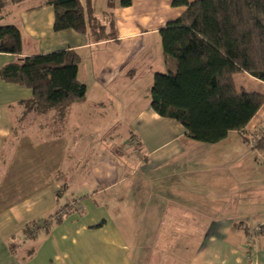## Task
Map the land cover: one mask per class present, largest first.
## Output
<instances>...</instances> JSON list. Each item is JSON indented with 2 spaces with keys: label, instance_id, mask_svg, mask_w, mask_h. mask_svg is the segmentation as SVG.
<instances>
[{
  "label": "crops",
  "instance_id": "crops-1",
  "mask_svg": "<svg viewBox=\"0 0 264 264\" xmlns=\"http://www.w3.org/2000/svg\"><path fill=\"white\" fill-rule=\"evenodd\" d=\"M30 1L6 5L0 24L17 26L22 56L75 50L86 96L62 117L56 110L24 116L18 101L31 90L0 79V264H264V150L249 139L264 127V103L243 130L215 143L191 139L150 107L154 74L174 66L159 30L184 7L93 0L96 17L107 25L109 13L116 34L96 41L72 29L55 32L53 8ZM14 58L0 52V67ZM232 79L237 89L264 94V82L246 72ZM131 136L140 143L133 165L114 154ZM129 199L133 210L143 209L140 228L135 214L104 212ZM73 202L77 210L65 214L63 205ZM88 202L96 205L89 212ZM45 218L48 232L24 231ZM138 232L148 239L134 251L145 247L143 263L125 256L124 239Z\"/></svg>",
  "mask_w": 264,
  "mask_h": 264
},
{
  "label": "trees",
  "instance_id": "trees-1",
  "mask_svg": "<svg viewBox=\"0 0 264 264\" xmlns=\"http://www.w3.org/2000/svg\"><path fill=\"white\" fill-rule=\"evenodd\" d=\"M21 1L24 0H0V12L9 3ZM92 1L40 0L36 6L53 8L55 32L72 29L96 41L115 38L110 14H106L108 24H103L94 14ZM108 3L112 6L113 0ZM171 3L184 10L159 34L164 57L174 66L154 74L149 89L150 107L158 115L178 121L191 139L215 143L229 131L243 130L264 103L263 93L237 89L232 79L234 73L246 72L264 82V0ZM119 4L129 6L131 0H119ZM0 52L15 55L14 60L0 67V79L31 90L29 97L18 101L24 116L56 110L62 117L68 105L84 100L86 85L77 76L79 55L75 50L22 56L19 29L5 23L0 24ZM130 139L140 149L138 140L133 136ZM254 148L264 150V127L257 133ZM119 150L122 147L114 151L116 156ZM62 208L65 214L77 210L67 203ZM59 221L57 216L55 222ZM49 222L47 218L33 221L24 231L29 236L40 229L48 232Z\"/></svg>",
  "mask_w": 264,
  "mask_h": 264
},
{
  "label": "rangeland",
  "instance_id": "rangeland-1",
  "mask_svg": "<svg viewBox=\"0 0 264 264\" xmlns=\"http://www.w3.org/2000/svg\"><path fill=\"white\" fill-rule=\"evenodd\" d=\"M29 2H31L30 0H29ZM39 2V0H33L32 1V3L34 4H36V3H38ZM100 5V2L99 1H96V8H98V6ZM97 14H98V16H100V14H99V12H97ZM49 126H46V128H48ZM101 127V126H100ZM102 128V127H101ZM119 128H122V127H119ZM124 128V127H123ZM42 136H43V138H44V135H45V132L43 133V134H41ZM252 138V137H251ZM255 137H253V139H251V141L253 140V143H255ZM252 142H250V144H251ZM127 144V143H126ZM254 145V144H253ZM252 145V146H253ZM93 147V146H92ZM125 149V150H124ZM123 150V151H122ZM122 150H119L118 151V153H121L122 155H123V158H124V160L125 161H127V162H129L130 163V165H133V164H136V157H137V154L138 153H136L137 151V148L135 147V145H134V143H133V145H131V146H125L124 145V148H122ZM129 151V152H128ZM125 153H127V154H125ZM136 153V154H135ZM139 154L141 155V153L139 152ZM93 155H96V154H93ZM119 161H121V159L120 158H117ZM121 166H123V165H121ZM89 186H90V183H89ZM203 188V187H202ZM23 192H25V193H31L32 191H23ZM87 192H91L89 189H87ZM11 194H13L14 196L17 194V191H12L11 192ZM69 195H71L70 193H66L63 197H62V200L63 199H66ZM128 201H130L131 203H132V200H128ZM75 202H76V200H75ZM69 205H77V203H74L73 202V204H69ZM84 205L86 206V210H87V212H89V211H91L92 209L91 208H93L94 207V204H91L90 202H88V204L87 203H84ZM134 205H133V203L132 204H130L129 202H127V204L126 205H121V206H119V204L118 203H115V202H111V203H109V205H107V206H103V207H105L104 208V212L105 213H107V214H119V213H122V215H125V219H127L128 218V216L130 215V214H135V218H138V221H137V227L138 228H140V226L142 225L143 226V224H142V222L140 221L141 220V218H140V215L141 214H143L144 212H143V209H137L136 207H134V210H133V207ZM95 207H96V205H95ZM94 207V208H95ZM98 207H100V206H98ZM93 208V209H94ZM100 208H102V207H100ZM100 208H97V209H99L100 210ZM133 212V213H132ZM134 216V215H133ZM130 225V221H125L124 222V225ZM33 227V226H32ZM261 229H263L264 230V225L263 226H261L260 227V230ZM138 234V237H136L135 239L134 238H129V237H127L126 239H124V241L123 242H126V246H127V252L128 253H126V257L127 258H131V259H133L135 256L137 257V259H138V262L139 263H143V260L145 261L146 260V257L149 255V254H145V247L143 248V251H141V253H138V254H134V251H137L138 250V246L136 245L138 242H144V243H147L148 242V239H145L144 237H143V235H141V232H138L137 233ZM150 240V239H149ZM25 246H27L26 244H25ZM29 247V245L27 246V248ZM170 256H174V254H172V255H170Z\"/></svg>",
  "mask_w": 264,
  "mask_h": 264
},
{
  "label": "built area",
  "instance_id": "built-area-1",
  "mask_svg": "<svg viewBox=\"0 0 264 264\" xmlns=\"http://www.w3.org/2000/svg\"><path fill=\"white\" fill-rule=\"evenodd\" d=\"M250 140L252 139V138H249ZM251 142V141H250ZM128 143H129V146H131V145H133V143L135 144V142L132 140V141H128ZM254 143H253V141H252V143H251V146L253 145Z\"/></svg>",
  "mask_w": 264,
  "mask_h": 264
}]
</instances>
